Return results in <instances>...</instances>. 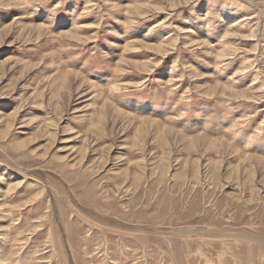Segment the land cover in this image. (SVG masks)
I'll list each match as a JSON object with an SVG mask.
<instances>
[{
    "label": "rangeland",
    "instance_id": "374dc122",
    "mask_svg": "<svg viewBox=\"0 0 264 264\" xmlns=\"http://www.w3.org/2000/svg\"><path fill=\"white\" fill-rule=\"evenodd\" d=\"M0 264H264V0H0Z\"/></svg>",
    "mask_w": 264,
    "mask_h": 264
},
{
    "label": "bare ground",
    "instance_id": "6f19581e",
    "mask_svg": "<svg viewBox=\"0 0 264 264\" xmlns=\"http://www.w3.org/2000/svg\"><path fill=\"white\" fill-rule=\"evenodd\" d=\"M72 140V139H71ZM89 150V148L87 147V148H85V147H82L80 150H79V153L81 154L82 153V155L83 154H85V153H87V151ZM101 159V158H100ZM99 158H98V161L100 160ZM97 160V159H96ZM101 162H102V160H100ZM99 161V162H100ZM105 161V160H104ZM95 162V161H94ZM106 162V161H105ZM99 165H101L102 163H98ZM97 165V164H96ZM17 186H20V184H16V187ZM14 187V186H13Z\"/></svg>",
    "mask_w": 264,
    "mask_h": 264
}]
</instances>
